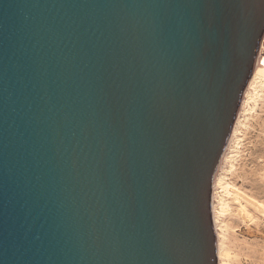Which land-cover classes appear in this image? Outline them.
I'll use <instances>...</instances> for the list:
<instances>
[{"label":"water","instance_id":"obj_1","mask_svg":"<svg viewBox=\"0 0 264 264\" xmlns=\"http://www.w3.org/2000/svg\"><path fill=\"white\" fill-rule=\"evenodd\" d=\"M263 32L264 0H0V264H217Z\"/></svg>","mask_w":264,"mask_h":264},{"label":"rangeland","instance_id":"obj_2","mask_svg":"<svg viewBox=\"0 0 264 264\" xmlns=\"http://www.w3.org/2000/svg\"><path fill=\"white\" fill-rule=\"evenodd\" d=\"M248 92L216 182L225 205H216V224L227 264H264V72Z\"/></svg>","mask_w":264,"mask_h":264},{"label":"bare ground","instance_id":"obj_3","mask_svg":"<svg viewBox=\"0 0 264 264\" xmlns=\"http://www.w3.org/2000/svg\"><path fill=\"white\" fill-rule=\"evenodd\" d=\"M263 59H264V32H263V35H262V38H261V41H260V44H259V47H258V51H257V54H256V58H255V61H254V64H253L252 74H251V76H250V78H249V80H248V82H247V84H246V86L244 88V91L242 93L239 107L242 105V102L243 103H244V101L246 102V100H244V97L246 96V94L248 92V89L252 85V82H253L254 78L257 76V73L258 72H264V65L262 64L263 63ZM253 91H252V93H253ZM252 95H254V94H252ZM247 97H248V95L246 96V99H247ZM240 108H239L238 114L236 116V122L233 124V126L231 128V131H230V134H229V137H228L224 152H223V154H222V156H221V158H220V160L218 162V165H217V167H216V169H215V171L213 173V177H212V181H211V187H210V209H211L212 222H213V227H214V232H215V237H216V263L217 264H227L225 262V260H224V257H223V254H222V249H221L220 228L216 224L217 223L216 222V220H217L216 219V215L218 214L217 212H219L218 207L216 205L219 204L220 210L222 209V207H223V209L225 208V205H223V202L221 201L223 199H220L221 197L216 193L217 175L219 173V170L221 168L222 163L224 162V159L227 157L226 156L227 151L229 150V147H230V145L232 143V138H233L234 133H235V126H236V123L238 122L239 114H240V111H241ZM216 210H217V212H216Z\"/></svg>","mask_w":264,"mask_h":264}]
</instances>
